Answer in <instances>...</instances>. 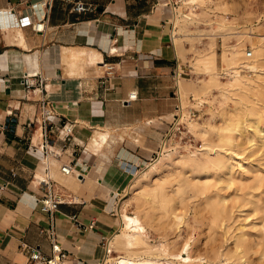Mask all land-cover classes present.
Instances as JSON below:
<instances>
[{
  "label": "crops",
  "instance_id": "0c3cea01",
  "mask_svg": "<svg viewBox=\"0 0 264 264\" xmlns=\"http://www.w3.org/2000/svg\"><path fill=\"white\" fill-rule=\"evenodd\" d=\"M43 1L0 0V264H29L21 244L51 256V225L61 264H96L122 190L181 101L179 0H51L41 32L18 26L19 15L39 19ZM23 74L42 84L25 87ZM40 99L50 107L45 130ZM38 178L62 197L51 218Z\"/></svg>",
  "mask_w": 264,
  "mask_h": 264
},
{
  "label": "rangeland",
  "instance_id": "374dc122",
  "mask_svg": "<svg viewBox=\"0 0 264 264\" xmlns=\"http://www.w3.org/2000/svg\"><path fill=\"white\" fill-rule=\"evenodd\" d=\"M176 10L179 18L182 14L193 18L175 24L173 30L180 63L178 71L181 68L185 71L182 86L189 82L190 86L198 84L203 88L197 91L195 86L186 92L180 88V97L186 95L185 100L180 101L182 107H186L185 111L193 108L196 114L185 121L182 143L175 144L169 152L175 158L177 154L194 151L198 160L202 161L205 157L199 153L201 145L206 142L212 144L209 158L229 159L235 172L233 176L253 184L252 193L261 195L264 185L250 181L255 169L264 174V148L260 142L252 146L245 144L244 151L233 147L242 153L235 157L230 152L232 145L219 140V135L229 134L226 128L231 120L252 123L258 119L264 124V88L259 93L242 92L246 82L236 73L230 77L223 74L221 58L225 48L250 49L251 57L245 58L242 52L239 60L228 66L235 67L237 71L242 62L250 66L258 58L260 67L264 68V0H179ZM211 51L213 63L204 68V59ZM219 79L227 80L234 87L240 84L241 90L236 88L235 92L225 93L222 90L224 83H219ZM190 120L206 123L209 131L203 137L198 135L190 127ZM205 169L216 167L211 163L166 162L144 178L135 180L134 174L129 181H134V184L128 188V182L116 208L130 215L138 214L148 238H138L128 252L142 256L156 255L164 264H170L165 258L178 263L176 255L184 257L187 253L192 259L190 264H264V242L259 239L261 234L258 231L262 212L253 210V204L241 199L242 196L237 197L242 191L234 182L229 184L223 172L216 171L206 193L207 196L217 194L222 199L220 214L213 218L214 211L210 206L203 205V196L196 197L188 186L189 182L204 179L202 172ZM156 183L163 185V192L153 198L150 191H145ZM177 184L181 185V190L175 193ZM161 196L168 202H161ZM240 235L245 240L243 244L238 241ZM112 239L110 249L115 245Z\"/></svg>",
  "mask_w": 264,
  "mask_h": 264
},
{
  "label": "bare ground",
  "instance_id": "6f19581e",
  "mask_svg": "<svg viewBox=\"0 0 264 264\" xmlns=\"http://www.w3.org/2000/svg\"><path fill=\"white\" fill-rule=\"evenodd\" d=\"M188 1H192V0H188ZM191 6H193V4ZM192 19L193 18L189 14H182L181 17L179 18V13L175 12L172 22H173V25L175 24L179 25V22L181 21L192 20ZM178 50L180 51L179 47H178ZM242 52L244 53L245 50L242 51V49L239 47H236L235 49L225 48L223 50V54L221 57L224 63L223 74H225L226 76L228 75L230 77L232 74L236 73L238 75V78L240 77V79H243L246 82V86H244L243 90H241V88H239L240 84H239V87H234L233 84L228 82L227 80L221 81L219 79V83L220 82L224 83L222 85V90L225 93L229 91L235 92L234 90L236 88L237 90L239 89L244 93L247 90L253 91L254 93H259L264 88V68L260 67L258 58L255 60L254 64L250 66L242 62L240 65H238L239 69L237 71L235 67L228 66V65H231V63L239 60ZM259 52H262V51H259ZM213 56H214L213 52L211 51L209 55L205 57L204 59L205 67L204 68L210 67L209 65L213 63V60H214ZM195 86H190L189 82H185V84L182 86L184 90L183 92H186V90H193V88H196V90L199 91L203 88L202 85L195 84ZM185 97L186 95L183 94V96H181V101H184ZM180 104H181L180 106L182 107V103ZM189 123H190V127L194 129L195 132L202 137L205 135L207 131H209L207 130L208 125L204 122L190 120ZM252 124L253 126H251ZM225 126H227V124ZM226 129L229 130V134L226 133V135L225 134L219 135V140L225 141L230 146L232 145L230 152L235 157L238 156L241 152H239L238 150L237 151L234 150L233 147L234 148L236 147L240 150L244 148L245 144H247L248 146H252L256 144L257 142H260V146L264 148V124L259 123L258 119L257 121L255 122L253 121L252 123L251 122L248 123V121L246 123L245 121L243 122V120H240V121L231 120ZM247 130H251V131L247 132ZM223 132L225 133V131ZM94 139L95 138H93L92 140ZM212 147L213 145L207 142L205 143V145L203 146L201 145V148L199 149V153L205 157V159L202 161L198 160L196 153L194 151H188L186 152V154H177L175 158L172 157V153L168 151L160 155L159 157H157L155 160L145 163L142 170L135 173V180L136 178L140 179V178L146 177L150 171L158 169L159 167L164 165L166 162L168 163L169 162L170 163L188 162V163H198L199 165L200 163H203V164L211 163L213 164L214 167H216V169H210V170L205 169L202 172L204 173L203 175L205 176L204 179L202 180L199 179L198 181L188 183V186L191 188L194 195H196V197L197 195H200V196L202 195L203 205L210 206L212 208V210L214 211L213 218L218 217V215L220 214L219 207L221 206L222 199L217 194L207 196L206 193L208 191L210 183L212 182L211 178L213 177L215 172L216 171H218L219 173L223 172L224 176L226 175L228 183L232 184L234 182L238 187L237 189L242 191V194H240L241 192L238 193L239 195L237 194V197L242 196L241 199L243 198L244 201L248 203L250 202L253 204V210H259L262 212L260 221H258L260 223L258 231L261 234V237L259 239H262V242H264V193L261 195L252 193L251 189L253 187V184L246 183L245 180L240 179V178L237 179L236 177H234L233 175L235 172H234L233 164L229 159L223 158V157L216 158V159L209 158L210 150L212 149ZM229 158H230V155H229ZM254 171L255 172L250 178V181L254 182L257 185H264V174L260 173L258 169H255ZM222 177L223 176L219 177L218 179H221ZM133 184H134V181L130 182L128 184V188L131 187ZM179 190H181V185L177 184L174 192L178 193ZM148 191H150V194L154 195L153 198H155L159 194H162L163 185L156 183L149 190H146L145 193H148ZM244 195H248V196L246 197ZM159 200H161V202L163 203L168 202V199L162 196L159 197ZM118 214H119L118 228L117 230H114L112 233V237H113L112 242H114L115 245H113V248L110 249V239H107L109 253L105 254L101 258V260L99 261V264H164L158 259L159 256L158 257L156 255L150 256L149 254H147L146 256H142L139 253L128 252L129 249L133 246V244L138 240V238H145V239L148 238L147 231H146L144 223L142 222L138 214L135 213L133 215H130L124 211H120L118 212ZM259 239H257V241ZM238 241L242 244L245 242L242 235L238 237ZM176 256L179 258L178 263H175L174 261L167 259V258L165 259L169 260L170 264H190L192 263V259L188 253L184 257L180 254Z\"/></svg>",
  "mask_w": 264,
  "mask_h": 264
},
{
  "label": "built area",
  "instance_id": "2783aa9c",
  "mask_svg": "<svg viewBox=\"0 0 264 264\" xmlns=\"http://www.w3.org/2000/svg\"><path fill=\"white\" fill-rule=\"evenodd\" d=\"M50 2L51 0H45L41 3V6L42 8H44L45 12L37 20H33L31 18V15L29 14L19 15L17 18L18 26L20 27L30 26L33 31L41 32L44 29V24L45 21L47 20L46 13L50 8ZM72 9L75 11H85L87 7L81 2H76L73 5ZM251 55H252V51L250 49L244 52L245 58H249L251 57ZM110 73H112V66L106 65V74L109 75ZM34 76L37 75L23 74L22 84L27 88L34 86V84L40 86V84H42L43 79L39 76L37 82L35 83V81L32 78ZM39 101H40L39 105L41 112L40 124L42 125V128L45 130L46 117L50 114V107L46 100L40 99ZM180 103H181L180 99L177 98V101L172 111L171 120L169 121L167 128L163 132V135L159 141L157 149L153 152V155L148 160V162L153 161L160 155L170 151L175 144L182 143L186 129L185 121L187 119H191L193 116H195L196 113H195V109L193 108L185 111L186 107H181ZM59 169L64 174H68L71 170L68 164H62ZM37 180L39 183H42L45 186V194L41 198L42 208L48 212L49 217L51 218L52 212L56 209L58 203H60V201L62 200V197L60 194H58V192H56L53 189V186L48 179L44 180L43 178H38ZM54 235L55 234L51 225L49 232V238L51 241V252H52L51 256L43 255L39 251L37 246L21 244V246L24 247L25 252L28 256L29 264H61V260L65 257V253L62 251L59 245L54 241L55 240ZM102 247L104 249V255L109 253L107 237L103 238ZM96 264H99V262H97Z\"/></svg>",
  "mask_w": 264,
  "mask_h": 264
}]
</instances>
